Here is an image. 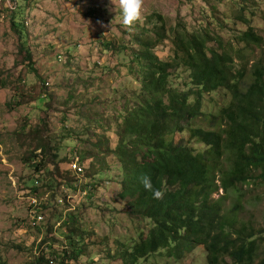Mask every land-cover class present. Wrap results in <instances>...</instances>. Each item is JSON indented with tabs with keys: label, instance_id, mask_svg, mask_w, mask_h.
Masks as SVG:
<instances>
[{
	"label": "rangeland",
	"instance_id": "obj_1",
	"mask_svg": "<svg viewBox=\"0 0 264 264\" xmlns=\"http://www.w3.org/2000/svg\"><path fill=\"white\" fill-rule=\"evenodd\" d=\"M10 5L0 2V264H47L52 258L54 264H127L118 253L130 251L150 228L120 197L124 172L113 153L126 111L141 93L135 37L156 40L154 52L170 61L172 30L179 24L208 34L210 46L220 35L235 44L248 27L238 17L245 13L264 36V0H144L131 27L122 24L118 0H18L17 10ZM14 22L24 30L30 61ZM263 49L264 43L253 45V55ZM170 79L178 90L191 87L182 67ZM230 98L222 89L205 94L202 113L184 121L175 142H186L191 128L217 129L214 116ZM39 144L47 148L35 168L29 153L39 154ZM76 160L81 176L70 172ZM31 198L39 203L41 224L30 225ZM235 205L239 226L256 234L254 264H264V182L253 178L229 192L225 207ZM73 241L83 246L77 259ZM65 250L70 256L64 260ZM138 264H208L207 251L200 245L178 259L161 250Z\"/></svg>",
	"mask_w": 264,
	"mask_h": 264
},
{
	"label": "trees",
	"instance_id": "obj_2",
	"mask_svg": "<svg viewBox=\"0 0 264 264\" xmlns=\"http://www.w3.org/2000/svg\"><path fill=\"white\" fill-rule=\"evenodd\" d=\"M238 17L248 27L236 34V45L220 35L210 46L208 34L192 33L179 24L172 30L170 61L156 55V40L135 37L141 48L135 53L141 93L126 111L113 153L124 172L120 197L130 203L131 215L149 220L150 228L130 251L117 252L127 264H138L161 250L180 259L200 245L207 251L208 264H228L226 257L232 264H254L256 234L239 226L238 206L225 207L228 193L238 185L253 178L264 182V49L253 55V45L263 46L264 36L245 13ZM12 28L30 61L24 30L16 22ZM180 67L189 72L188 90L171 84V75ZM221 89L231 98L214 116L218 128H191L186 142H175L173 136L184 131V121L202 113L204 95ZM191 141L205 148L197 150ZM46 148L39 144L34 148L39 154L29 153L35 168ZM143 176L150 178L151 191L141 183ZM154 190L162 191L163 198L154 199ZM219 190L223 194L213 199ZM73 242L72 256L77 259L83 246ZM64 253L65 260L70 255ZM46 263L54 264V259Z\"/></svg>",
	"mask_w": 264,
	"mask_h": 264
},
{
	"label": "clouds",
	"instance_id": "obj_3",
	"mask_svg": "<svg viewBox=\"0 0 264 264\" xmlns=\"http://www.w3.org/2000/svg\"><path fill=\"white\" fill-rule=\"evenodd\" d=\"M144 0H118L119 9L122 16V24L131 27L141 18ZM17 10V9H16ZM141 183L146 190H152V183L147 176L141 177ZM164 193L160 190L153 191L154 199H162Z\"/></svg>",
	"mask_w": 264,
	"mask_h": 264
},
{
	"label": "built area",
	"instance_id": "obj_4",
	"mask_svg": "<svg viewBox=\"0 0 264 264\" xmlns=\"http://www.w3.org/2000/svg\"><path fill=\"white\" fill-rule=\"evenodd\" d=\"M4 0H0L3 2ZM11 5L9 6L12 10H16L18 8V0H9ZM70 171L75 176H81L83 174V168L79 165L78 161H74L70 164ZM29 207L31 208L29 219L30 225L41 224L43 222V216L37 211L39 207V203L36 201L35 198H31L29 202ZM34 214V215H33Z\"/></svg>",
	"mask_w": 264,
	"mask_h": 264
}]
</instances>
